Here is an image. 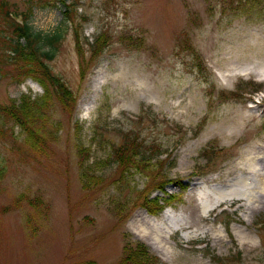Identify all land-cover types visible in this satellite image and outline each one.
Listing matches in <instances>:
<instances>
[{
    "label": "rangeland",
    "instance_id": "1",
    "mask_svg": "<svg viewBox=\"0 0 264 264\" xmlns=\"http://www.w3.org/2000/svg\"><path fill=\"white\" fill-rule=\"evenodd\" d=\"M9 1L33 6L38 31L64 24L62 1ZM64 1L84 27L82 56L68 25L49 63L77 106L51 104L46 154H33L18 126H0V264H118L129 239L160 264H264V200L248 199L264 183V162L248 157L264 150V74L254 71L264 66V0ZM13 79L0 77L2 105L44 92ZM130 138L162 144L153 178L115 163ZM161 175L177 199L154 215L140 196H165Z\"/></svg>",
    "mask_w": 264,
    "mask_h": 264
},
{
    "label": "trees",
    "instance_id": "2",
    "mask_svg": "<svg viewBox=\"0 0 264 264\" xmlns=\"http://www.w3.org/2000/svg\"><path fill=\"white\" fill-rule=\"evenodd\" d=\"M57 1H62L65 6L64 24L56 27L52 33H43L36 30L32 24L33 6L14 10L12 1L0 0V77L13 75V80L16 82L31 78L44 88L43 94L37 95V97L26 93L22 94L19 99H12L5 105L0 104V126L7 125L12 129L18 126L25 136V144L32 149L35 155L48 152L47 142H49V138L46 122L51 104L57 101L65 112L73 113L78 100L77 94L59 73H55L49 61L56 57L65 38L68 25L75 32L76 49L82 56L79 39L81 36L83 40L85 38L82 35L84 27L81 22H76L71 9H69L74 6L75 2L66 4L64 0H54L53 5ZM84 19L87 20L86 17ZM94 40L91 47L94 55H97L100 49L104 48L107 40L104 33L99 34ZM196 67L200 70L199 64ZM81 72L84 73L82 70ZM4 132V129H0V133ZM161 147L162 144L157 141L152 146H148L145 142L141 143L130 138L114 150L113 156L116 157L114 161L123 173L128 168H132L153 178L154 176L151 174L154 165L150 164V161L162 155ZM209 149V146L203 148L200 152L201 157L209 159V154H207ZM161 176L162 178L158 176L159 182L155 186L165 192V196L151 197L150 192L140 196L142 198L141 206L147 208L154 215H159L177 199L176 196L165 191L163 183L167 182L166 176ZM261 223L264 225V221ZM210 253L209 251L208 254ZM211 259L215 260L217 264H225L224 259L217 255ZM118 264H160V259L150 251L143 241L129 239L123 247V255Z\"/></svg>",
    "mask_w": 264,
    "mask_h": 264
},
{
    "label": "bare ground",
    "instance_id": "3",
    "mask_svg": "<svg viewBox=\"0 0 264 264\" xmlns=\"http://www.w3.org/2000/svg\"><path fill=\"white\" fill-rule=\"evenodd\" d=\"M258 67H260V66H258ZM258 67H256L255 66V68L256 69H254V71L255 72H257L258 73V75H260V74H264V66H263V68L262 67H260V68H258ZM257 117H258V115H257V113H256V111L253 109V108H250V114H249V119H250V122H254V121H256V119H257ZM263 149V147H262V145H256V146H254L253 147V151L251 152V154L252 155H249L248 157H249V159H251L252 161H254V164L255 163H257V161L258 160H261V161H263L264 162V150H262ZM262 171H264V166L262 165V168H260ZM262 183H263V181H261ZM197 184V183H196ZM248 199L251 201V202H255V201H258V200H260V201H262V200H264V183H263V187H262V190L261 191H258V194L256 195L255 194V196H248ZM252 205H254V204H252ZM169 214L167 213V210H165L164 212H163V218L165 219H169ZM151 218L153 219V220H157V219H155V217H153V216H151ZM154 240H156L155 238H154ZM158 242V240H156L155 241V243H157ZM152 242H150L149 244H151ZM153 246V245H152ZM154 248L156 247H159V245H154L153 246Z\"/></svg>",
    "mask_w": 264,
    "mask_h": 264
}]
</instances>
